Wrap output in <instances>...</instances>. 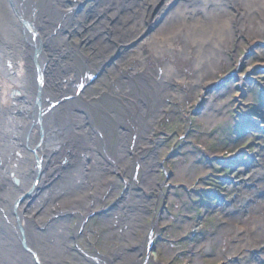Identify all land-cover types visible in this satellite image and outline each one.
I'll use <instances>...</instances> for the list:
<instances>
[{
    "label": "rangeland",
    "instance_id": "1",
    "mask_svg": "<svg viewBox=\"0 0 264 264\" xmlns=\"http://www.w3.org/2000/svg\"><path fill=\"white\" fill-rule=\"evenodd\" d=\"M257 3L248 17L236 16L231 5L226 15L231 22L220 29L221 38L212 41L202 57L197 45L188 54L190 59L173 48L184 45L181 39L173 41L174 51L166 53L165 58L153 57L150 48L139 40L153 32H170L176 27L181 30L180 36H184L186 25L194 23L184 14L188 7L183 6L190 4L186 0H176L164 12L159 8L150 10L147 2L143 7L135 2V10L117 11L121 16L124 12L127 16L146 15L147 19L159 15V18L150 31L136 36L135 43L117 47L115 41L110 47L106 42L108 57L103 56V50L99 55L91 54L92 47L98 51L96 43L110 41L107 32L96 24L86 30L80 28L82 32L75 37L85 40L81 49L90 56L87 59L84 55L82 60L92 65L89 71L93 73L82 83L81 94L98 122L112 120L108 131L116 133L123 128L130 131L131 146L139 138L140 106H130L132 103L126 100L133 93L122 90L119 82H127L129 77L137 84L140 77L151 78L155 71L166 67L168 71L165 68L163 72L168 91L160 102L149 103L146 115L150 122L142 133L137 153L127 152L129 160L115 163L114 176L119 181L113 196L108 199L109 191L103 196L93 192L92 204L88 205L90 212L70 236L75 251L67 255L63 264H97L91 257L77 261V247L89 255L108 254L113 244L134 247L138 245L137 239L143 240L146 247V252L139 254V264H264V7H258ZM95 4L96 0H86L76 10L86 20L94 12ZM241 6L240 9L245 8ZM214 7L218 8L208 0L198 10V19L211 22ZM175 12L179 17L168 18ZM108 13L114 12L106 11L105 15ZM141 28L147 29V24L143 22L134 33ZM119 36L114 32L111 35ZM106 96L107 99L117 96L121 102L107 109L102 104ZM125 101L129 104L128 112L116 121L112 118L114 110L125 109L122 103ZM115 136L111 137L109 146L103 143L98 148L104 150L103 157L109 158L115 151ZM152 155L155 164L147 168L150 170L147 184L143 159ZM131 187L146 196L145 203H141L144 215L131 236H124L121 227V233L118 232L121 235L114 232L117 224H112L114 235L110 236L111 224L107 219L116 212L127 215L124 206L130 202L124 197ZM100 197L102 204H97L95 200ZM74 216L71 221L77 225L79 216ZM110 260L114 262L115 256Z\"/></svg>",
    "mask_w": 264,
    "mask_h": 264
},
{
    "label": "bare ground",
    "instance_id": "2",
    "mask_svg": "<svg viewBox=\"0 0 264 264\" xmlns=\"http://www.w3.org/2000/svg\"><path fill=\"white\" fill-rule=\"evenodd\" d=\"M84 1L0 0V264H63L67 255L75 251L70 245V236L91 210L88 205L92 202L93 192L103 196L109 191L108 199L113 196L117 190L116 181H119L114 176L116 165L127 158V152L137 153L139 144H142V133L150 122L146 115L149 103L160 102L168 91L167 77L163 72L166 67L155 71L150 79L140 77L137 84L129 77L127 82H119L122 90L133 93L130 100H126L132 103L130 106H140L136 134L139 138L133 141V146L128 137L130 131L120 128L112 133L107 130L112 120L106 121V118L98 122L95 119L92 107H88L89 102L81 94L82 83L93 74L89 71L92 65L82 60L84 55L87 59L90 55L81 49L85 40H77L75 35L82 32L80 28L86 30V27L98 25L107 32L110 41L94 42L98 51L92 47L91 54L99 55L103 50V56L108 57L106 50L111 44L115 41L117 47L131 44L136 36L150 31L153 22L159 18V15L147 19L146 15L141 18L140 15L127 16L124 12L121 16L117 11L135 10V2L141 7L147 2L150 10L159 8L164 12L176 0H96L95 10L86 20L76 10ZM186 1L190 4L183 6L188 7L184 14L195 23L186 25L184 36L187 38L180 36L178 27L170 32L158 30L146 38H139L140 44L150 48L153 57L165 58L166 53L176 50L190 59L188 54L195 51L197 45H200L199 57H202L201 54L209 51L207 46L220 37V29L231 22L226 16L231 5L234 6L233 13L239 17L250 16L257 2L258 7H264V0H211L218 8L212 9L215 14L210 22L206 18L198 19L197 14L208 0ZM242 4L245 8L240 9ZM106 11L114 13L105 15ZM175 16L179 17V14L175 12L168 18ZM143 22L147 29L141 28L134 33ZM113 32L120 36L111 37ZM177 39H181L184 45L180 48L173 45L172 50L171 45ZM106 42L110 45L107 46ZM105 101L102 104L107 109L121 102L117 96L108 99L106 96ZM126 101L122 102L125 109L114 110L112 118L116 121L122 120L128 112ZM114 134L117 139L115 151L111 157L105 158L102 155L104 150L101 152L98 148L103 143L109 146ZM154 158L152 155L143 159L146 166L142 167L143 176L147 184L150 182L147 168L155 164ZM11 172L17 179L15 185L9 179ZM131 188L124 197L130 203L122 205L128 210L127 215L116 212L107 219L111 224L110 236L114 235L113 231L117 234L123 231L124 236H129L144 215L141 203H145L146 196ZM101 198L95 202L102 204ZM74 215L79 216L77 225L71 221ZM112 224H117V230L112 231ZM136 243L139 247L136 244L134 247L113 244L108 254L94 255L77 247L79 257L76 258L80 262L91 257L97 264H139V254L146 252V247L142 240L137 239ZM113 255L114 262L110 260Z\"/></svg>",
    "mask_w": 264,
    "mask_h": 264
},
{
    "label": "water",
    "instance_id": "3",
    "mask_svg": "<svg viewBox=\"0 0 264 264\" xmlns=\"http://www.w3.org/2000/svg\"><path fill=\"white\" fill-rule=\"evenodd\" d=\"M15 174H13L12 172L10 173V181L15 185L17 184V179L15 178Z\"/></svg>",
    "mask_w": 264,
    "mask_h": 264
},
{
    "label": "flooded vegetation",
    "instance_id": "4",
    "mask_svg": "<svg viewBox=\"0 0 264 264\" xmlns=\"http://www.w3.org/2000/svg\"><path fill=\"white\" fill-rule=\"evenodd\" d=\"M143 241V240H142Z\"/></svg>",
    "mask_w": 264,
    "mask_h": 264
}]
</instances>
